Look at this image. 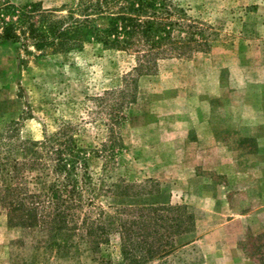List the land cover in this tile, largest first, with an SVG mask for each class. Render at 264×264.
Returning <instances> with one entry per match:
<instances>
[{
    "label": "rangeland",
    "instance_id": "obj_1",
    "mask_svg": "<svg viewBox=\"0 0 264 264\" xmlns=\"http://www.w3.org/2000/svg\"><path fill=\"white\" fill-rule=\"evenodd\" d=\"M27 1L64 15L78 0L0 5ZM173 2L204 45L158 60L132 83L134 99L112 94L133 55L90 43L40 57L0 40V134L15 131L18 143L64 130L89 152L94 186L76 203L81 218L90 208L185 205L195 232L148 264H264V0ZM76 232L52 241L45 228L10 227L0 208V264L118 262L116 237L92 253Z\"/></svg>",
    "mask_w": 264,
    "mask_h": 264
},
{
    "label": "trees",
    "instance_id": "obj_2",
    "mask_svg": "<svg viewBox=\"0 0 264 264\" xmlns=\"http://www.w3.org/2000/svg\"><path fill=\"white\" fill-rule=\"evenodd\" d=\"M55 13L31 1L6 2L0 5V40L20 44L27 55L31 47L40 57L81 51L90 43L133 55L129 79L112 93L124 99H134L132 83L155 71L158 60L185 58L204 45L173 0H78L66 14ZM18 137L15 131L0 134V208L10 227L45 228L52 241L78 231L92 253L116 237V264L165 260L186 245L179 241L183 236L195 232V217L185 205L116 208L112 215L90 208L81 218L76 203L94 186L89 152L64 130L41 141L17 143Z\"/></svg>",
    "mask_w": 264,
    "mask_h": 264
}]
</instances>
